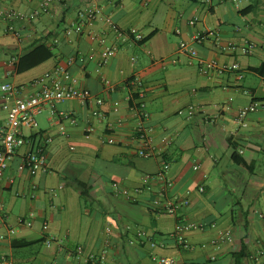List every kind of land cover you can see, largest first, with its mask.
<instances>
[{"label":"crops","instance_id":"0c3cea01","mask_svg":"<svg viewBox=\"0 0 264 264\" xmlns=\"http://www.w3.org/2000/svg\"><path fill=\"white\" fill-rule=\"evenodd\" d=\"M40 3L0 0V6L25 14ZM90 4L101 8L100 17L84 32L67 36L65 29ZM198 32L201 40L194 38ZM182 40L189 45L185 51L179 48ZM247 41L256 43L249 53L227 47ZM44 42L51 57L22 71L18 63L11 65L12 56ZM107 47L115 52L99 65ZM198 58L237 62L240 70L204 74ZM57 64L103 102L46 103L38 127L23 129L32 144L52 138L46 144L48 169L30 174L22 159L31 148L26 144L0 176V258L15 264H159L155 254L172 256L176 264H234V253L243 251L242 264H264V0H53L49 12L28 21L21 38L0 25V86L14 85L11 98L37 91L34 80ZM134 76L146 89L148 135L171 163L167 193L188 198L180 215L208 224L186 232L189 248L170 236L177 214L151 204L163 182L146 176L159 174L161 156L138 154L142 141L135 135V100L127 85ZM6 95L0 88V128L7 119L1 107ZM253 101L258 109L243 126L238 111ZM189 107L196 109L192 116L179 113ZM95 109L101 115H93ZM109 136L113 142H107ZM127 224L164 245L130 242ZM227 229L231 236H222ZM46 235L54 237L50 245Z\"/></svg>","mask_w":264,"mask_h":264},{"label":"built area","instance_id":"2783aa9c","mask_svg":"<svg viewBox=\"0 0 264 264\" xmlns=\"http://www.w3.org/2000/svg\"><path fill=\"white\" fill-rule=\"evenodd\" d=\"M53 0H41L40 6L31 14H25L15 8H7L0 6V25L5 24L6 30L17 38H21L24 34V29L28 25V21L35 15L41 13H47L51 9ZM208 3L211 0H206ZM239 3L241 0H233ZM101 8L95 4H90L81 9L76 21L72 26L67 27L64 33L68 36L72 32L82 33L87 26L93 25V23L100 17ZM196 18L189 20L190 24H195ZM120 32V31H119ZM134 34L136 40H142L143 36L135 29L130 31ZM124 35V32H120ZM204 36L202 33H197L194 38L201 40ZM59 41L58 37L53 39L56 43ZM188 43L182 40L179 44L180 50L185 51L188 48ZM228 48L232 50H240L242 53H249L256 47V43L253 41H247L243 45H236L228 43ZM191 53L196 55V50L191 46ZM115 52L114 47H107L104 51L100 64L105 63L108 58ZM91 57V56H90ZM19 61L17 56H12L10 59L11 65H16ZM199 70L204 74H210L212 70L218 72L223 71H236L240 70V64L237 62L230 64H219L215 59L198 58ZM239 76L242 77V73L239 72ZM77 78L71 74L66 66L57 64L52 70L45 72L43 75L34 80V84L40 85V88L34 93L26 97H14L11 98L10 94L15 91V87L10 82L1 84L0 88L7 95L4 101L1 103V107L7 112V119L4 126L0 128V176L7 168L10 159L16 153V151L23 145L31 144V148L23 154V164L28 169L30 174H35L40 170H47V157H46V144L49 143L52 138L50 136L43 137L37 144H32L31 139L23 131L24 128L34 129L38 127L37 115L42 112L46 103L53 104L66 98H77L83 103L92 102L102 104V98L94 96L89 89L79 88L77 86ZM130 97L134 98L133 109L137 114V122L135 124L136 138L142 141V146L138 149V154L144 157L155 156L159 154L161 156V169L157 175H147L146 178L150 180L159 179L163 182V185L159 187L155 197L152 199V207L157 211L177 214L178 218L174 227V230L170 233V236L174 239L177 246L181 248H189L190 243L186 237V232L191 229H204L207 227L206 222H192L188 221L183 215L178 212L188 203V198L176 199L170 197L167 193V188L170 185V180L166 177L170 168V160L163 155L161 147L155 146L152 143L150 136L148 135V128L145 125V121L149 117V111L146 105V89L143 81L134 76L127 81ZM259 103L253 101L247 105L240 107L237 115L238 122L246 126L247 116L258 109ZM196 112L194 107L187 109H180V114H187L192 116ZM52 113L55 114L54 111ZM53 114V115H54ZM93 115H101L99 109L92 111ZM55 116V115H54ZM60 121V119H58ZM60 123V122H59ZM89 131L93 130V127L88 128ZM61 133H65V127L60 126ZM107 142H113L114 138L109 136L106 138ZM198 165H194L197 168ZM150 182V181H149ZM149 185V184H148ZM150 187V186H148ZM204 188H199L202 191ZM123 193L127 194L128 190H123ZM189 192V191H188ZM133 200L136 198L133 197ZM3 206L0 204V215H2ZM31 224V221L27 222ZM214 227L215 223L209 224ZM44 229H47V224L43 225ZM126 232L132 231L133 236L130 238V242L149 244L152 247L157 245H164L163 242H158L155 236L147 232L144 228L127 224L124 228ZM222 236L230 237L231 232L229 229L221 231ZM54 240L52 236H45L44 241L47 245H50ZM78 251L81 252V247H78ZM104 258V255H102ZM152 258L157 260L159 264H176L175 258L172 256H157L152 255ZM0 264H15V262L7 256L0 258Z\"/></svg>","mask_w":264,"mask_h":264},{"label":"trees","instance_id":"16d2710c","mask_svg":"<svg viewBox=\"0 0 264 264\" xmlns=\"http://www.w3.org/2000/svg\"><path fill=\"white\" fill-rule=\"evenodd\" d=\"M51 56H52V51L45 42L37 43L19 57L17 69L18 71L28 69ZM235 155L236 153L233 154L234 157ZM78 185L82 189V194H85L86 193L85 184L79 181ZM245 255L246 254L243 251L234 253V259H235L234 264H242V259L245 257Z\"/></svg>","mask_w":264,"mask_h":264}]
</instances>
